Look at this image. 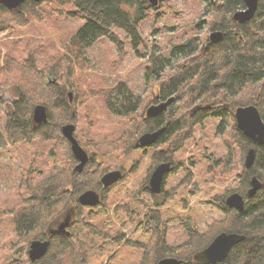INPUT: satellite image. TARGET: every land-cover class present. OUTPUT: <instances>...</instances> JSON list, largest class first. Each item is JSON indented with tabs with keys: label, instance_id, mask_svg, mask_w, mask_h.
I'll list each match as a JSON object with an SVG mask.
<instances>
[{
	"label": "trees",
	"instance_id": "1",
	"mask_svg": "<svg viewBox=\"0 0 264 264\" xmlns=\"http://www.w3.org/2000/svg\"><path fill=\"white\" fill-rule=\"evenodd\" d=\"M199 1L206 5L209 30L221 31L222 39L209 43L208 35L191 37L172 45L170 58L152 55L145 70L148 89L144 96L133 95L123 83L91 92L103 98L110 113L123 117L130 125L126 134L114 142L82 144L78 141L89 156L81 172L75 171L77 161L61 133V128L75 123L76 118L70 113L71 103L59 81L68 80L72 59L83 66L86 49L102 38L114 37L112 28L123 29L138 39L137 27L151 6L146 0H57L63 6L74 7L72 15L85 24L70 39V53L59 56L58 62L50 67L40 68L32 55L28 59L2 55L0 47V93L6 86L14 89L12 110L0 128V150L18 143L53 141L65 152L60 168L38 183H27L25 195L20 196L9 213L0 212V233L6 231L0 239V264H88L107 245H121L124 241L128 247L141 251L136 264H157L169 257L178 259L180 264H200L194 261V254L222 232L244 236L243 241L232 247L224 264H264V144L254 145L238 130L233 118L237 107L253 105L264 122V0L258 1L254 17L245 24L232 19L234 12L244 8L242 0ZM40 3L27 1L14 10L0 5V39L14 26L24 27L38 20L35 10ZM156 85L158 90L154 93ZM156 95L165 101L173 96L174 101L159 116L147 117L146 109L157 101ZM37 105L47 110L46 124L37 125L32 120ZM207 115L222 121L218 132L227 149L226 157L213 163L208 173L215 179L225 180L235 171L239 186L233 192L246 200L241 212L225 206L226 195L215 196L213 204L223 213V218L213 221L203 233L186 225L187 240L172 249L165 244V225L162 226L158 208H150L140 218L131 206L137 201L135 194H131L126 205L116 206L114 211L115 214L123 212L129 223L141 225L148 234L147 242H126L120 229L110 235L100 227L103 225L93 223L96 210L108 214L103 194L110 188H101L100 179L106 171L99 159L113 154L128 156L136 150L135 144L142 134L165 127L156 143L159 146L154 151L149 174L158 163L173 160L174 153L193 137L195 126ZM250 148L255 150V159L253 166L246 170L243 163L238 164L237 156L243 157ZM253 176L262 187L248 199L246 193ZM140 185L144 188V184ZM186 186L187 181L183 182V188ZM87 190L101 193L102 200L96 208L79 205V195ZM70 210L73 217L67 229L69 236H50L49 228L57 226ZM36 240H48L50 244L41 259L31 262L26 258L27 249Z\"/></svg>",
	"mask_w": 264,
	"mask_h": 264
},
{
	"label": "rangeland",
	"instance_id": "2",
	"mask_svg": "<svg viewBox=\"0 0 264 264\" xmlns=\"http://www.w3.org/2000/svg\"><path fill=\"white\" fill-rule=\"evenodd\" d=\"M49 2H41L36 8L38 20L24 27L14 26L0 39L2 55L7 53L16 59H28L32 55L41 68L54 65L59 56L70 53V39L85 21L72 15L74 7L63 6L57 0ZM205 7L199 0H160L157 8L149 9L145 19L139 23L138 39L123 29L112 28L114 37L102 38L84 51L83 66H78L72 59L68 80L63 79L59 83L65 90V96L72 92L70 113L76 118L74 135L79 142H114L126 134L130 124L123 117L110 113L103 98L93 96L91 92L108 90L123 83L133 95L144 96L148 89L145 70L152 55L162 54L170 58L172 45L181 44L191 37L205 38L209 35L211 30ZM157 87L153 88L154 93ZM13 98L12 86L1 89L0 128L12 110ZM221 123L219 117L207 115L195 126L193 137L174 153V169L166 177L163 187L167 196H153L145 190L150 174L147 171L152 165L155 150L136 149L128 156L113 154L104 160L99 159L106 172L122 170L125 178L103 194L108 214L96 210L93 223L103 225L100 227L110 235L120 229L126 242H147L148 234L141 225L129 223L123 212L115 214L114 208L126 205L131 194L136 195L137 201L131 206L140 218L150 208H158L162 226L165 225V244L171 249L187 240L186 225L203 233L213 221L221 220L223 213L213 204L214 197L228 196L239 186L235 171L225 180L215 179L208 173L210 166L227 154L218 132ZM244 158L245 155L237 156L238 164L243 163ZM64 160L63 147L53 141L18 143L0 150V212L7 215L20 196L25 195L27 183L40 182L60 168ZM186 181L187 186L183 188ZM157 204L161 206L157 207ZM5 234L6 231L1 232L0 239ZM124 243L107 245V249L91 257L88 264H136L141 251ZM21 261L24 263L25 258Z\"/></svg>",
	"mask_w": 264,
	"mask_h": 264
},
{
	"label": "water",
	"instance_id": "3",
	"mask_svg": "<svg viewBox=\"0 0 264 264\" xmlns=\"http://www.w3.org/2000/svg\"><path fill=\"white\" fill-rule=\"evenodd\" d=\"M26 1L39 3L41 0H0V5L8 10H14ZM151 7H157L159 0H146ZM245 8L233 13L232 19L238 24H245L249 22L256 12L259 0H242ZM221 31H213L209 35V42L216 43L222 39ZM68 101L72 102V92L67 93ZM174 101V97L168 98L166 101L156 105H151L146 110L147 117H156L167 110L168 106ZM234 119L238 130L249 139L254 145L262 146L264 144V122L259 114L258 109L253 105L244 107H237L234 111ZM32 120L37 125H43L47 122V110L43 105H37L33 109ZM165 127H162L153 132L142 134L135 146L136 148H147L152 146L162 135ZM75 126L73 124H66L61 128V133L70 144V150L77 161L75 171L81 172L84 165L87 163L89 156L87 152L80 146L79 142L74 136ZM255 159V150L250 148L244 158V168L249 170ZM171 170V163L164 162L159 164L151 173L149 179V190L153 195H158L163 190V181L165 176ZM122 178L119 170L109 171L105 173L101 179L100 184L103 190L108 189ZM262 184L256 178L252 177L250 186L247 190L246 197L253 198L256 192L261 189ZM245 198L237 192L229 194L224 201V204L229 209H234L241 212L245 205ZM79 205L83 207H96L101 203L100 194L94 190H87L81 193L78 197ZM73 211L70 210L65 213L63 220L54 228H49L48 234L69 236L67 230L72 222ZM244 240V236L238 233L222 232L214 237V239L204 249L196 252L193 256L195 262L200 264H224L230 250L233 246L239 244ZM50 242L32 241L28 248V259L35 262L41 259L48 251ZM157 264H180V261L174 257L161 259Z\"/></svg>",
	"mask_w": 264,
	"mask_h": 264
},
{
	"label": "flooded vegetation",
	"instance_id": "4",
	"mask_svg": "<svg viewBox=\"0 0 264 264\" xmlns=\"http://www.w3.org/2000/svg\"><path fill=\"white\" fill-rule=\"evenodd\" d=\"M215 31H217V30H215ZM156 99H157V101L155 102V103H152L151 105H156V104H159V103H161V102H164L165 100H160L159 99V97H158V95H156V97H155ZM152 118H154V117H152ZM160 128H162V127H160ZM159 128V129H160ZM160 138V137H159ZM158 141V140H157ZM157 141L149 148V149H153V150H155L159 145H157L156 143H157ZM143 150H145V149H143ZM164 162H168V161H162V162H160V163H158L156 166H154V168L152 169V171L150 172V174H149V176H148V182H149V179H150V176H151V173L154 171V169L159 165V164H161V163H164ZM170 163H171V165H172V168H171V171L170 172H172L173 171V169H174V167H173V162L172 161H170ZM121 171V173H122V180H124V178H125V173L122 171V170H120ZM170 172L165 176V178H164V181H163V187H164V183H165V179H166V177L170 174ZM148 182H147V187H145V190H147L151 195H153L151 192H150V190H149V184H148ZM117 184V183H116ZM115 184V185H116ZM114 186V185H113ZM112 186V187H113ZM167 196L168 194L164 191V190H162V193L161 194H159V195H153V196Z\"/></svg>",
	"mask_w": 264,
	"mask_h": 264
}]
</instances>
